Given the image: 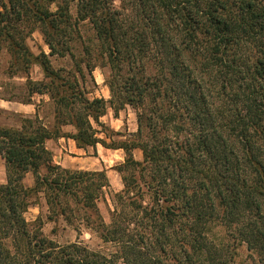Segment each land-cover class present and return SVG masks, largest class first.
Segmentation results:
<instances>
[{
  "label": "trees",
  "instance_id": "16d2710c",
  "mask_svg": "<svg viewBox=\"0 0 264 264\" xmlns=\"http://www.w3.org/2000/svg\"><path fill=\"white\" fill-rule=\"evenodd\" d=\"M0 7V43L16 62L36 63L27 39L43 35L50 49L39 60L45 79L28 83L55 104L52 127L38 116L21 128L0 125L7 174L0 264H237L241 245L254 264H264V0H78L74 23L69 0H0ZM85 20L111 66L133 70L118 92L114 82L110 88L113 106L117 98L121 106H141L135 140L108 142L106 100L88 98L77 77L84 79L82 67L51 65L49 56L73 54ZM93 67L86 64L90 74ZM59 138L125 151L118 171L132 177L122 175L110 223L98 207L111 187L106 172L55 163L46 142ZM136 148L141 161L133 158ZM30 173L33 186L24 182ZM39 193L54 216L83 214L116 250L61 245L30 228L24 214Z\"/></svg>",
  "mask_w": 264,
  "mask_h": 264
},
{
  "label": "rangeland",
  "instance_id": "374dc122",
  "mask_svg": "<svg viewBox=\"0 0 264 264\" xmlns=\"http://www.w3.org/2000/svg\"><path fill=\"white\" fill-rule=\"evenodd\" d=\"M78 0H69L70 12L73 23L79 21L77 14ZM120 6V2H115ZM80 36L75 33L72 42V55L49 56V60L54 69H65L74 71L79 64L84 70V79L77 73L80 85L86 90L89 99L103 98L106 100V114L101 121L109 128L106 139L110 141H126V139H137L139 129L137 108L132 104L121 106V99L117 98L116 103H111L112 93L110 83L114 82L118 89L123 83V79L133 73L129 66L123 65L121 69L114 68L109 63L107 55L101 50L99 40L89 20L80 21L78 24ZM0 125L11 128H21L24 119H34L38 116L41 122L47 127H52L55 123V104L49 93L32 94L30 92L29 81H42L45 79L44 71L40 64L42 53H50L49 47L45 44L43 35L37 30L28 39L27 45L35 57H39L36 63L28 65L16 62L6 43H0ZM90 48L91 54H87L85 48ZM42 59V58H41ZM90 62L93 72L86 68ZM146 71L152 74L154 71L152 65L148 64ZM157 72V70H155ZM119 80V81H118ZM149 107L153 103L148 100L146 103ZM116 110H115V108ZM22 109V110H20ZM28 109L31 112H24ZM154 109V106H153ZM157 109V107L155 108ZM95 125V124H94ZM96 126V125H95ZM101 129V128H99ZM66 132L74 131L73 127L65 126ZM117 133H120L119 135ZM99 137H105L103 133ZM69 138L59 143V139L50 142L49 148L53 154L54 162L71 171H105L111 187L104 190L103 197L98 201V207L101 217L105 223H110L113 212L116 209L115 195L124 188L122 175L129 178L132 172L121 174L118 168L126 161V154L123 149H109L98 144L96 147H87L85 151L79 154L73 151V145L70 144ZM72 140V139H71ZM52 143V144H51ZM56 144V145H55ZM62 149V152L58 150ZM144 154L142 149L133 150V158L137 161L143 160ZM42 170V173H45ZM7 174L5 161L0 157V184L6 183ZM27 186L34 185V176L30 173L24 180ZM64 197V196H63ZM62 197V198H63ZM31 205L24 214L30 228L40 227L43 233L51 239H54L61 245L79 242L87 246L90 250L110 254L116 250L115 245L104 242L101 237L91 229L83 217V214H68L64 216H54L46 202L44 193L33 196L30 200ZM70 218V220H69ZM217 231L221 229H216ZM222 234L223 231H222ZM237 264H254L246 245H241L237 250Z\"/></svg>",
  "mask_w": 264,
  "mask_h": 264
},
{
  "label": "crops",
  "instance_id": "0c3cea01",
  "mask_svg": "<svg viewBox=\"0 0 264 264\" xmlns=\"http://www.w3.org/2000/svg\"><path fill=\"white\" fill-rule=\"evenodd\" d=\"M0 11H1V7H0ZM20 110H22V109H20ZM24 112H31V110L28 109L27 111H24ZM62 140L65 142V141H66V138H59V143H61ZM68 140L70 141V144L73 145V151H74L75 153L79 154L80 151H82V150L85 151L84 148H79V147H77L76 142H75L74 140H71V139H68ZM50 142H54V140H48V141L46 142V146H47V148H48L49 150L53 149V148H49ZM51 144H52V143H51ZM55 145H56V144H55ZM58 150H59L60 152H62V149H61L60 147H58ZM58 163L63 165L62 161H61V162H58Z\"/></svg>",
  "mask_w": 264,
  "mask_h": 264
}]
</instances>
